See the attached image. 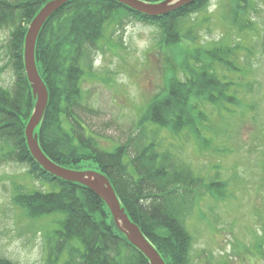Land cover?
Returning a JSON list of instances; mask_svg holds the SVG:
<instances>
[{
	"label": "trees",
	"instance_id": "obj_1",
	"mask_svg": "<svg viewBox=\"0 0 264 264\" xmlns=\"http://www.w3.org/2000/svg\"><path fill=\"white\" fill-rule=\"evenodd\" d=\"M49 1L0 0V28L9 29L6 53L16 77L11 88L0 84V162L25 165L32 178L50 187L27 190L19 185L14 203L33 222L49 220L42 226L46 242L43 264H151L119 228L101 196L46 171L29 149L25 129L36 98L25 68V40L30 23ZM210 1L195 0L169 15L152 17L114 0H72L48 20L35 48L37 68L49 91L45 114L36 128L42 150L66 168L105 174L122 207L166 264H191L194 237L187 222L206 196L223 200L227 182L217 181L219 173L209 182L196 175L175 153L163 150L157 137L164 131L190 142L186 127L195 117H204L201 103L239 104L236 91L231 92L235 83L228 81L227 75L221 79L213 62L202 67L195 55L200 66L182 68L188 80H179L178 74L169 76L164 92L151 99L144 118L138 121V128L154 126L153 136L141 131L113 150L103 148L87 133L76 109L83 98L88 59L100 46L104 50L114 45L108 31L117 21L132 17L155 25L161 29L163 47L176 50L181 47V36L198 42L196 34L181 33L180 21L199 13ZM210 54L230 72L239 73L236 65L223 57L234 54L230 47H215ZM6 69L0 65V79ZM0 264L20 263L0 255Z\"/></svg>",
	"mask_w": 264,
	"mask_h": 264
},
{
	"label": "rangeland",
	"instance_id": "obj_2",
	"mask_svg": "<svg viewBox=\"0 0 264 264\" xmlns=\"http://www.w3.org/2000/svg\"><path fill=\"white\" fill-rule=\"evenodd\" d=\"M180 26L183 35L196 34L198 42L181 36V47L169 50L163 47L159 27L132 17L117 21L108 31L114 45L104 50L100 46L88 59L76 112L87 133L108 150L143 131L152 137L155 127L138 128V121L151 99L164 92L169 76L178 74L187 81L182 68L199 67L195 55L202 67L213 62L221 79L227 75L235 83L231 92L236 91L239 104L201 103L204 117H195L186 127L190 142L164 131L157 140L196 175L209 182L219 173L217 181L227 182L225 198L206 196L187 222L194 237L191 264H264V0H211L199 13L183 18ZM8 39L9 29L0 28V65L7 67L0 84L11 88L16 77L6 53ZM215 47L233 50L223 57L239 73L214 61L210 51ZM27 169L14 161L0 162V255L20 264H43L42 226L49 220L28 219L13 197L19 185L27 190L50 187Z\"/></svg>",
	"mask_w": 264,
	"mask_h": 264
},
{
	"label": "water",
	"instance_id": "obj_3",
	"mask_svg": "<svg viewBox=\"0 0 264 264\" xmlns=\"http://www.w3.org/2000/svg\"><path fill=\"white\" fill-rule=\"evenodd\" d=\"M72 0H50L47 2L29 25L25 40V68L32 92L36 98L35 109L26 127V139L35 160L48 172L67 181L76 182L89 187L101 196L108 205L117 225L125 233L129 241L141 251L151 264H166L158 250L143 234L140 227L132 221L110 182L109 178L95 170H74L66 168L49 158L42 150L36 128L40 125L49 101V91L40 76L35 58V48L38 36L48 22L58 11ZM139 13L148 16H165L189 5L195 0H164L149 3L142 0H114Z\"/></svg>",
	"mask_w": 264,
	"mask_h": 264
},
{
	"label": "bare ground",
	"instance_id": "obj_4",
	"mask_svg": "<svg viewBox=\"0 0 264 264\" xmlns=\"http://www.w3.org/2000/svg\"><path fill=\"white\" fill-rule=\"evenodd\" d=\"M59 12V11H58ZM46 111V110H45Z\"/></svg>",
	"mask_w": 264,
	"mask_h": 264
}]
</instances>
